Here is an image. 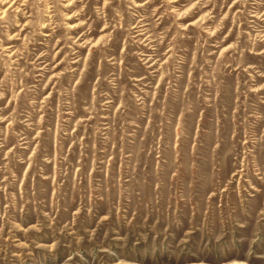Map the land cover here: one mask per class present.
<instances>
[{
    "label": "rangeland",
    "instance_id": "obj_1",
    "mask_svg": "<svg viewBox=\"0 0 264 264\" xmlns=\"http://www.w3.org/2000/svg\"><path fill=\"white\" fill-rule=\"evenodd\" d=\"M0 264H264V0H0Z\"/></svg>",
    "mask_w": 264,
    "mask_h": 264
},
{
    "label": "bare ground",
    "instance_id": "obj_2",
    "mask_svg": "<svg viewBox=\"0 0 264 264\" xmlns=\"http://www.w3.org/2000/svg\"><path fill=\"white\" fill-rule=\"evenodd\" d=\"M6 9V8H5Z\"/></svg>",
    "mask_w": 264,
    "mask_h": 264
}]
</instances>
